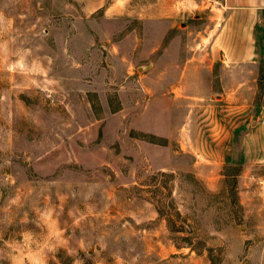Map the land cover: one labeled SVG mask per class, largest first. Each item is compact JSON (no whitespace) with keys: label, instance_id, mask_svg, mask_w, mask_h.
<instances>
[{"label":"rangeland","instance_id":"rangeland-1","mask_svg":"<svg viewBox=\"0 0 264 264\" xmlns=\"http://www.w3.org/2000/svg\"><path fill=\"white\" fill-rule=\"evenodd\" d=\"M212 7L0 0V264H264V168H196L152 71Z\"/></svg>","mask_w":264,"mask_h":264},{"label":"crops","instance_id":"crops-1","mask_svg":"<svg viewBox=\"0 0 264 264\" xmlns=\"http://www.w3.org/2000/svg\"><path fill=\"white\" fill-rule=\"evenodd\" d=\"M208 45L196 46L176 73L183 90V152L196 168H264V0H209ZM204 33H206L204 31Z\"/></svg>","mask_w":264,"mask_h":264}]
</instances>
